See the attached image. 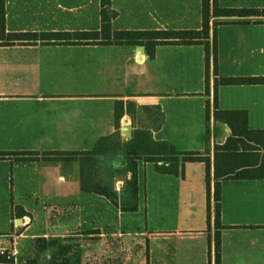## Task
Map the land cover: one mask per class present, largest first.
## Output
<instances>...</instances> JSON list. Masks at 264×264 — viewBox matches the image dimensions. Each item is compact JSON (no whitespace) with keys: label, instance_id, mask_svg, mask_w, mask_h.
<instances>
[{"label":"crops","instance_id":"1","mask_svg":"<svg viewBox=\"0 0 264 264\" xmlns=\"http://www.w3.org/2000/svg\"><path fill=\"white\" fill-rule=\"evenodd\" d=\"M243 7L258 12L209 18L216 74L211 54L208 89L199 43L0 44V152L37 153L0 158V234L15 233L17 249L0 264H215L217 232L220 264H264V169L236 157L231 175L240 176L215 177V146L232 131L214 119V79L264 76V0L235 6ZM110 9L117 12L112 31L202 28L201 0H110ZM5 28L99 31L101 2L5 0ZM216 96L219 109L245 110L248 128L264 130V84L220 85ZM124 125L130 136L121 134ZM138 129L206 155L208 181L203 161L167 174L139 159L137 209L129 212L81 189L78 157L44 158L90 150L101 138L126 142ZM256 152L262 161L264 149L249 154ZM129 177L116 175L113 188L124 190Z\"/></svg>","mask_w":264,"mask_h":264},{"label":"trees","instance_id":"2","mask_svg":"<svg viewBox=\"0 0 264 264\" xmlns=\"http://www.w3.org/2000/svg\"><path fill=\"white\" fill-rule=\"evenodd\" d=\"M101 2V28L99 31L81 32H7L5 28V0H0V44H146L154 47L157 44H203L205 47L206 85L208 89L209 60L212 54L214 73L216 74V40L213 34L212 48L209 46V18L214 16L245 15L258 12L253 8H223L218 0H201L202 28L200 30H144V31H112L111 20L117 12L110 9V0ZM264 12V10H263ZM150 55L151 52L149 53ZM234 84H264V76H237L218 77L214 79V119L227 123L232 135L223 145L215 146V177L226 176L232 178L240 175H231L237 168L236 157L246 158L241 166L258 165L264 169V159L259 161V153L249 154L251 150L264 149V130H252L247 126V112L245 110H223L217 107V88L220 85ZM147 109L148 107H144ZM158 126L162 124L163 114L160 112ZM11 154H23L21 159L33 158L37 153H10L0 152V158ZM44 158L70 159L78 157L81 171V189L86 192H95L107 197L122 211L137 209V160L144 159L155 163V169L161 173L178 174L184 162L203 161L207 168L208 157L199 152H181L167 141H154L151 131L138 129L133 137L126 142L101 138L90 150L82 152H47ZM250 156V158L248 157ZM263 164V165H262ZM236 166V167H234ZM101 176H98L99 172ZM130 173L124 190L116 191L113 188L114 177L119 174ZM215 199L219 200V183H215ZM22 215V214H21ZM20 215V216H21ZM215 224L219 228V205L216 204ZM215 264H220V237L215 234Z\"/></svg>","mask_w":264,"mask_h":264},{"label":"built area","instance_id":"3","mask_svg":"<svg viewBox=\"0 0 264 264\" xmlns=\"http://www.w3.org/2000/svg\"><path fill=\"white\" fill-rule=\"evenodd\" d=\"M23 225H27L30 222L28 216H23ZM15 233L0 234V256L5 261L12 262L17 254L15 247Z\"/></svg>","mask_w":264,"mask_h":264},{"label":"rangeland","instance_id":"4","mask_svg":"<svg viewBox=\"0 0 264 264\" xmlns=\"http://www.w3.org/2000/svg\"><path fill=\"white\" fill-rule=\"evenodd\" d=\"M239 2H240V0H223L222 3L219 4V6L223 7V8H235L236 4ZM242 4H244V3H242ZM243 8H245V7H243ZM102 216H108L109 217V215L104 214V212L102 213ZM142 216H143V214L140 213V214L135 215L133 217H140L141 218Z\"/></svg>","mask_w":264,"mask_h":264},{"label":"water","instance_id":"5","mask_svg":"<svg viewBox=\"0 0 264 264\" xmlns=\"http://www.w3.org/2000/svg\"><path fill=\"white\" fill-rule=\"evenodd\" d=\"M137 52L138 53H143L144 52V49H143V46L142 45H139L137 46ZM121 134L123 136H130L131 135V127L130 125H124L121 127ZM119 179H122L123 181L126 180V177L125 176H121V177H118Z\"/></svg>","mask_w":264,"mask_h":264}]
</instances>
